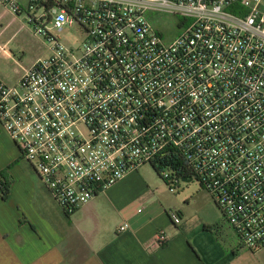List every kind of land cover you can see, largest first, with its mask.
<instances>
[{
    "label": "built area",
    "instance_id": "1",
    "mask_svg": "<svg viewBox=\"0 0 264 264\" xmlns=\"http://www.w3.org/2000/svg\"><path fill=\"white\" fill-rule=\"evenodd\" d=\"M0 7L25 13L50 45V57L15 87L0 83V122L66 214L156 164L172 193L184 178L196 180L239 247H264V0ZM73 26L84 31L78 47L61 41ZM169 217L182 222L177 211Z\"/></svg>",
    "mask_w": 264,
    "mask_h": 264
},
{
    "label": "crops",
    "instance_id": "2",
    "mask_svg": "<svg viewBox=\"0 0 264 264\" xmlns=\"http://www.w3.org/2000/svg\"><path fill=\"white\" fill-rule=\"evenodd\" d=\"M15 1L24 8L28 5V0ZM20 21L21 16L0 7V40ZM7 43H0V59L15 63ZM38 60L18 70L21 78ZM0 83L12 85L2 69ZM1 173L6 175L0 183H6L7 195L0 191V264H253L248 256L254 254L222 231L224 219L204 220L191 228L179 211L182 222L175 225L169 217L172 210L156 204L149 187L126 182L127 175L73 213L81 222L70 225L66 212L0 122ZM124 224L129 227L120 232ZM160 232L167 242L157 243Z\"/></svg>",
    "mask_w": 264,
    "mask_h": 264
},
{
    "label": "rangeland",
    "instance_id": "3",
    "mask_svg": "<svg viewBox=\"0 0 264 264\" xmlns=\"http://www.w3.org/2000/svg\"><path fill=\"white\" fill-rule=\"evenodd\" d=\"M29 1V0H28ZM38 16L42 11L38 12ZM165 21H170V18L162 16ZM172 21L176 23L177 19L172 17ZM156 27L165 32L160 21H156ZM179 28H175L172 32L164 33L165 38H172V36L180 33ZM84 40V31L79 26L66 27L62 32V43L69 47H78ZM8 41L6 44L8 49L14 54L16 62H3L0 59V69L4 70L12 85L15 87L21 78L19 71L21 68L27 69L33 60L47 59L50 57L51 50L50 45L44 40L43 37L35 35L33 27H31L27 21V15L24 13L21 15V21L16 23L12 29L6 35V38L1 39V42ZM29 165V164H28ZM30 166V165H29ZM34 173V172H33ZM35 174V173H34ZM36 175V174H35ZM37 176V175H36ZM37 181L41 182L38 177ZM134 182V185L140 186V188L149 187L155 194L153 198L156 204L163 206L166 210H172L182 212L184 215V222L188 223L191 228L196 227L204 220L211 221L213 219L223 220V216L218 207L214 204L213 199L206 195L199 183L196 180L184 181L181 180L178 185L174 184L175 192L170 191V187L162 177L154 170L151 165H143L137 172H130L126 176L127 180ZM102 196L100 198H104ZM102 215V210L99 211L98 216ZM80 215H71L69 218L65 217L66 221H72V224H79L81 222ZM71 219V220H70ZM224 232H227L230 240L234 244H238V238L234 231L230 228L229 224L224 221ZM248 252L254 254L252 257L248 256V259L253 264H264V247L253 252L249 249H245Z\"/></svg>",
    "mask_w": 264,
    "mask_h": 264
},
{
    "label": "trees",
    "instance_id": "4",
    "mask_svg": "<svg viewBox=\"0 0 264 264\" xmlns=\"http://www.w3.org/2000/svg\"><path fill=\"white\" fill-rule=\"evenodd\" d=\"M153 168H154V170L158 173V175L160 176V177H162L161 176V174H160V172H159V168L157 167V165L156 164H152L151 165ZM185 176H182V178H184ZM1 179H6V175L4 174V173H1L0 174V180ZM162 179H164L163 177H162ZM165 180V179H164ZM166 181V180H165ZM6 185V183L5 184H3V183H0V191L2 192V194H3V196L5 197L6 195H7V193H5V189L3 190V187ZM169 185V184H168ZM6 188V187H5ZM49 191V190H48ZM51 194V193H50ZM52 196V195H51ZM67 215V217L69 218L72 214H66ZM224 221H225V219H224ZM242 248V247H241Z\"/></svg>",
    "mask_w": 264,
    "mask_h": 264
},
{
    "label": "water",
    "instance_id": "5",
    "mask_svg": "<svg viewBox=\"0 0 264 264\" xmlns=\"http://www.w3.org/2000/svg\"><path fill=\"white\" fill-rule=\"evenodd\" d=\"M184 181H192V178H184Z\"/></svg>",
    "mask_w": 264,
    "mask_h": 264
}]
</instances>
